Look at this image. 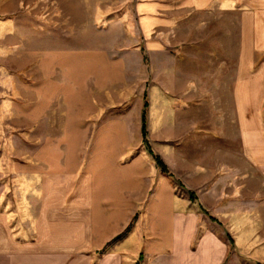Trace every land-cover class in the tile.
<instances>
[{
    "label": "crops",
    "instance_id": "obj_1",
    "mask_svg": "<svg viewBox=\"0 0 264 264\" xmlns=\"http://www.w3.org/2000/svg\"><path fill=\"white\" fill-rule=\"evenodd\" d=\"M112 25L130 39L111 49L124 51L80 53L78 64L85 91L94 71L95 90L116 93L104 92L109 106L86 94L88 107L68 110L80 120L103 113L92 152L62 148L80 128L69 115L66 142L48 135L22 164L0 156V264H264L263 200L223 212L203 232L194 213L178 212L164 241L162 182L152 190L150 162L118 149L135 126L143 137L147 108L164 143L222 139L264 176V0H131ZM138 209L144 233L119 239Z\"/></svg>",
    "mask_w": 264,
    "mask_h": 264
},
{
    "label": "rangeland",
    "instance_id": "obj_2",
    "mask_svg": "<svg viewBox=\"0 0 264 264\" xmlns=\"http://www.w3.org/2000/svg\"><path fill=\"white\" fill-rule=\"evenodd\" d=\"M130 3L131 0H0V156L6 155L9 162L22 164L36 152L38 140L39 147L42 138L48 135H62V141L65 140L68 129L62 126L69 115H76L75 124L80 128L71 131L76 143L68 144L65 140L62 148L79 151L82 147V153L92 152L103 113L94 112L80 120L79 113L68 110L88 107L83 103L86 94L92 100L101 96L102 104L109 106L103 94H115L117 89L107 86L96 91L93 71L90 73L93 76L87 75L91 86L85 91L78 58L85 52L93 56L96 53L98 57L111 52L116 57L124 51L111 49L130 39L112 23ZM96 46L99 48L95 49ZM147 72L146 91L155 79L149 67ZM132 102L126 101L118 111ZM144 111L145 138L135 126L129 139L120 138L118 149L125 159L141 156L150 162L152 190L162 182V214L167 215L166 224L162 225L164 241L171 234L169 217L178 212L194 213L198 217V230L203 232L209 224H219L223 212L234 211L247 201H264V176L247 169L237 146L199 135L164 143L162 127H151L148 109ZM168 131L174 135L182 130ZM156 156L162 160L163 170L157 165ZM141 213L142 209H138L123 226L119 239L132 232L144 233L142 223H137Z\"/></svg>",
    "mask_w": 264,
    "mask_h": 264
},
{
    "label": "trees",
    "instance_id": "obj_3",
    "mask_svg": "<svg viewBox=\"0 0 264 264\" xmlns=\"http://www.w3.org/2000/svg\"><path fill=\"white\" fill-rule=\"evenodd\" d=\"M141 129H142V135L145 138L146 130H145L144 114L142 116V128ZM155 160H156L157 165L161 168V170H163L165 166L162 164V160L158 156L155 157Z\"/></svg>",
    "mask_w": 264,
    "mask_h": 264
}]
</instances>
